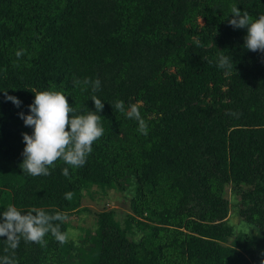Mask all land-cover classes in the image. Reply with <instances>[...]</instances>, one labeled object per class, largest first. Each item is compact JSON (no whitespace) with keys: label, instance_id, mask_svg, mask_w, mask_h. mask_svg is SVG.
Listing matches in <instances>:
<instances>
[{"label":"trees","instance_id":"obj_1","mask_svg":"<svg viewBox=\"0 0 264 264\" xmlns=\"http://www.w3.org/2000/svg\"><path fill=\"white\" fill-rule=\"evenodd\" d=\"M233 5L253 18L264 0H0V210L60 212L44 243L11 249L14 264H261L264 260V52L244 48ZM22 55L17 57L16 52ZM228 56L229 69L218 67ZM99 78L92 91L85 78ZM66 91L76 114L104 101L103 134L79 167L23 172L19 112L31 89ZM136 105L147 125L115 109ZM67 167L68 175L63 169ZM122 191L128 205L69 234L86 194ZM65 193H70L66 198ZM232 207L233 212H232ZM233 214V215H232ZM234 216L239 220L235 221Z\"/></svg>","mask_w":264,"mask_h":264},{"label":"clouds","instance_id":"obj_2","mask_svg":"<svg viewBox=\"0 0 264 264\" xmlns=\"http://www.w3.org/2000/svg\"><path fill=\"white\" fill-rule=\"evenodd\" d=\"M228 23L234 28H245L244 48L251 51L264 52V14L253 18L247 11L233 5ZM22 55L21 51L16 56ZM218 67L229 69L232 60L228 56L218 59ZM83 84H91L92 91L96 92L101 87V81L97 77L94 80L85 78ZM4 100L12 102L20 107L23 101L7 91ZM34 99L28 105L29 111L18 113L23 123L30 127L31 132L22 133L24 148L21 168L29 175H49L50 167L54 162L61 159L65 164L79 167L86 163L87 155L92 151V145L103 134V126L100 123V113L104 109V101L93 95L94 110L76 114V106L68 102V92L58 89H31ZM115 109L126 117L135 119L139 124V131L147 132V125L136 105L124 106V101L117 100L113 105ZM64 175L69 174L65 167ZM69 198L70 193H65ZM65 217L60 212L46 213L40 209L22 212L14 204L7 205L0 210V238H3L11 249L18 246L22 236L25 241L44 243L46 233H51L57 241L64 243L67 234L60 230L59 224L53 221H62ZM0 264H14L8 257L0 258ZM264 264V260H261Z\"/></svg>","mask_w":264,"mask_h":264},{"label":"rangeland","instance_id":"obj_3","mask_svg":"<svg viewBox=\"0 0 264 264\" xmlns=\"http://www.w3.org/2000/svg\"><path fill=\"white\" fill-rule=\"evenodd\" d=\"M95 192L93 195L86 194L84 197V205L89 209L74 212L70 217V229L69 234L74 240H79V237H83L87 229H92L95 222V213L103 210V208H115L117 209V216L122 218V215L129 210L128 205L122 199V191L115 192L109 198H105L101 195V190L96 186L93 187ZM232 207V212H233ZM233 215V214H232ZM233 219L238 221V216H234Z\"/></svg>","mask_w":264,"mask_h":264}]
</instances>
